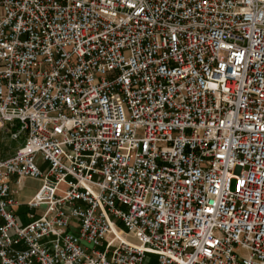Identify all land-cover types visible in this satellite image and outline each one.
<instances>
[{
	"label": "built area",
	"instance_id": "2783aa9c",
	"mask_svg": "<svg viewBox=\"0 0 264 264\" xmlns=\"http://www.w3.org/2000/svg\"><path fill=\"white\" fill-rule=\"evenodd\" d=\"M0 121V264H264V0H0Z\"/></svg>",
	"mask_w": 264,
	"mask_h": 264
},
{
	"label": "rangeland",
	"instance_id": "374dc122",
	"mask_svg": "<svg viewBox=\"0 0 264 264\" xmlns=\"http://www.w3.org/2000/svg\"><path fill=\"white\" fill-rule=\"evenodd\" d=\"M14 126H9L6 123L0 121V159L10 157L22 141L21 138L24 136V133L19 134L18 136L13 135ZM41 167L43 168L44 166ZM39 183L37 182H28L24 187L22 192H17L16 196L18 198L27 197L32 194L37 188H39ZM23 210V209H22ZM21 210V211H22ZM35 211V210H31ZM37 210L36 212H38ZM144 264H157V256L154 254H147L144 260Z\"/></svg>",
	"mask_w": 264,
	"mask_h": 264
},
{
	"label": "crops",
	"instance_id": "0c3cea01",
	"mask_svg": "<svg viewBox=\"0 0 264 264\" xmlns=\"http://www.w3.org/2000/svg\"><path fill=\"white\" fill-rule=\"evenodd\" d=\"M21 145V144H20ZM19 145V146H20ZM3 159H5V158H3ZM42 164V166H44V167H46L47 166V164L46 163H41ZM28 182H37V183H39V185L41 184V181L40 180H37V179H31V178H27V179H25V182H24V187L26 186V184L28 183ZM38 189V188H37ZM37 189L32 193V194H30L29 196H27V197H21V198H19V200H20V202H22V203H24V202H26L36 191H37ZM23 191V189H19L18 187H17V185H13V193L16 195V193L17 192H22ZM23 209V210H22ZM22 210V211H21ZM28 211H29V209H28V207L25 205V204H22V205H20V206H18V208L16 209V213L20 216V218H21V220L24 222V223H26V222H28V218H27V216H26V214L28 213ZM38 215H40V213H41V211H38V212H36Z\"/></svg>",
	"mask_w": 264,
	"mask_h": 264
},
{
	"label": "trees",
	"instance_id": "16d2710c",
	"mask_svg": "<svg viewBox=\"0 0 264 264\" xmlns=\"http://www.w3.org/2000/svg\"><path fill=\"white\" fill-rule=\"evenodd\" d=\"M18 129V125L17 126H15V128H14V131H16ZM25 137H26V133H24V136L21 138V142H20V144H22L23 143V141H24V139H25Z\"/></svg>",
	"mask_w": 264,
	"mask_h": 264
}]
</instances>
